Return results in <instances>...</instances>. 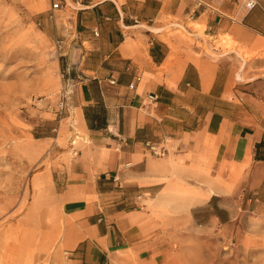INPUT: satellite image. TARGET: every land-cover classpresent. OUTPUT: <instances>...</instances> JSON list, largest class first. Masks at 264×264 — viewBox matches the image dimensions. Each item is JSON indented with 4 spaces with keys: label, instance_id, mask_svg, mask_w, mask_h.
<instances>
[{
    "label": "crops",
    "instance_id": "obj_1",
    "mask_svg": "<svg viewBox=\"0 0 264 264\" xmlns=\"http://www.w3.org/2000/svg\"><path fill=\"white\" fill-rule=\"evenodd\" d=\"M65 1L63 68L80 139L76 156L49 147L31 179L51 203L42 237L55 242L56 264L154 262L161 222L147 201L173 172L200 181L197 203L217 197L224 216L213 221L239 204L264 211V0L250 10L235 0Z\"/></svg>",
    "mask_w": 264,
    "mask_h": 264
},
{
    "label": "rangeland",
    "instance_id": "obj_2",
    "mask_svg": "<svg viewBox=\"0 0 264 264\" xmlns=\"http://www.w3.org/2000/svg\"><path fill=\"white\" fill-rule=\"evenodd\" d=\"M71 11L65 0H0V264H56L55 242L42 237L54 216L51 203L43 204L31 179L49 147L77 154L80 129L68 103L59 107ZM224 39L223 50L232 49ZM173 178L147 201L161 222L155 261L121 254L119 264H264V211L239 204L231 220L213 221V212L224 216L217 197L197 203L200 181L176 172Z\"/></svg>",
    "mask_w": 264,
    "mask_h": 264
},
{
    "label": "built area",
    "instance_id": "obj_3",
    "mask_svg": "<svg viewBox=\"0 0 264 264\" xmlns=\"http://www.w3.org/2000/svg\"><path fill=\"white\" fill-rule=\"evenodd\" d=\"M243 3H244V8L247 9V10L252 9L256 5H259L258 0H243ZM61 6H62V4L60 2H54L53 3V8L54 9H59V8H61ZM95 34H97V33H95ZM135 79L138 80L139 77L135 76ZM70 81L71 80L68 77H66L65 88L63 90V93L61 94V100H60V103H59V107L61 109H63L64 107L67 106V103H68V100H69V97H70L71 86H72ZM111 82H114V80H111ZM133 86H134L133 82L129 84V87L132 88ZM146 145L148 147V150L155 156H164L166 154V152H167L166 148L164 146L159 145L158 143L147 142Z\"/></svg>",
    "mask_w": 264,
    "mask_h": 264
},
{
    "label": "trees",
    "instance_id": "obj_4",
    "mask_svg": "<svg viewBox=\"0 0 264 264\" xmlns=\"http://www.w3.org/2000/svg\"><path fill=\"white\" fill-rule=\"evenodd\" d=\"M212 200V199H211ZM214 213V212H213ZM216 213V212H215Z\"/></svg>",
    "mask_w": 264,
    "mask_h": 264
}]
</instances>
